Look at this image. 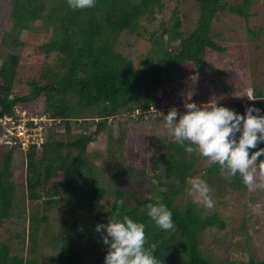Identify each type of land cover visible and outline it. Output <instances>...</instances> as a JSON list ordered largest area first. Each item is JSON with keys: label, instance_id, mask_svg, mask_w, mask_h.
Returning a JSON list of instances; mask_svg holds the SVG:
<instances>
[{"label": "trees", "instance_id": "1", "mask_svg": "<svg viewBox=\"0 0 264 264\" xmlns=\"http://www.w3.org/2000/svg\"><path fill=\"white\" fill-rule=\"evenodd\" d=\"M182 1L95 0L94 7L86 9H72L67 0L12 1L10 27L5 31L2 47L23 46V30L36 28L49 36L42 51L48 57H57V62L42 73L45 84L30 82L31 92L22 97L13 93L20 55L9 54L0 65V138L6 132L1 120L18 119L16 106L31 104L41 96H45L42 114L55 124L45 127L41 148L32 146L26 150L21 145H10L8 140L0 143L4 152L0 167V220L12 216L19 185L26 190L31 204L41 203L28 217L30 254L38 252L39 235L43 237L46 230L50 233L51 218L59 212L64 214V226L59 240H54L59 254L50 264H104L107 246L95 227L107 223L110 215L119 211L145 224L146 239L148 245L156 246L158 264H264V258L220 262L206 257L201 249L203 233L226 229L219 212L212 211L218 206L217 195L212 197V208L197 206L192 199L180 202L189 187L186 177L202 174L212 195H222L223 191L216 190L217 183H223L220 174L228 170L212 164L203 172L198 158L201 156L187 153L171 137L156 147L158 154L150 157L148 167L137 168L127 159L124 122L129 118L143 120L153 109H159L161 97L157 92L185 64H191L196 74H214L222 81L223 75L214 73L205 59L206 54L227 50L211 35L213 20L227 9L248 18L246 2L245 6L236 7L224 0H191L198 5L200 17L190 35L181 30L182 20L177 13L170 22L155 24V16L161 13L165 2ZM143 19L156 29L143 27ZM124 32H136L151 43L147 56L142 54L137 65L116 49ZM254 95L246 103L233 102L232 109L244 113L249 105H255L264 110V93L259 87H254ZM162 113L166 115L168 111ZM157 121L163 124L162 115ZM75 125L84 130L73 134ZM114 125L120 127L119 137ZM91 126L95 130L89 132ZM60 127L64 134L59 133ZM105 132L109 137L107 152L105 156L95 155L89 148ZM258 147H264V143ZM17 150L26 158L21 169L12 166ZM133 180L144 185L145 196L126 190ZM228 180L234 189H247L239 174H230ZM120 200L125 201L124 205L118 203ZM129 200H134L135 205H129ZM158 200L172 211L174 229L161 230L147 215V205ZM12 251L10 244L0 243V264H38L36 258L27 260Z\"/></svg>", "mask_w": 264, "mask_h": 264}, {"label": "rangeland", "instance_id": "2", "mask_svg": "<svg viewBox=\"0 0 264 264\" xmlns=\"http://www.w3.org/2000/svg\"><path fill=\"white\" fill-rule=\"evenodd\" d=\"M13 0H0V65L9 54H19L21 57L18 76L14 85V96H25L31 92L30 82L37 81L44 85L42 73L49 66L57 62L55 55L47 56L42 51V46L49 41V36L44 30H23L22 43L17 49L2 47L5 31L10 27V12ZM227 5L242 7L247 3L248 18L232 14L228 9L219 12L213 20L212 37L218 45L225 47L224 53L212 52L206 54L207 63L221 73L223 80L218 76L196 74L191 64L182 66V70L167 79L164 87L157 92L161 97L159 109L143 120L129 118L124 122V145L127 159L137 168L148 167V160L156 153L157 146L165 143L170 138L168 130L157 121L155 116H160L163 111H169L175 107L181 113L186 111V102H195L198 105L209 102L218 103L232 109L235 101L248 102L255 98L254 87H259L264 93V0H224ZM246 2V3H245ZM179 15L182 20V31L190 35L197 27L200 17L198 5L191 0L182 2H165L161 13L156 14L155 24L170 22L173 15ZM152 24V23H151ZM148 19L142 20L143 27L153 30ZM148 38L142 39L136 32H124L116 46V49L129 57L135 65L142 61L141 55L147 56L150 50ZM224 86H227L225 88ZM16 113L27 114L28 118L43 119L46 129L54 127V122L43 116L45 110V96L37 101L16 106ZM157 116V117H158ZM135 121V122H134ZM92 122V121H90ZM123 122V121H122ZM93 123V122H92ZM115 126V135L120 136L119 125ZM78 125L73 128V134L80 133ZM95 130L91 126L89 132ZM59 133L64 134V128H58ZM0 138V143L1 142ZM109 137L105 132L90 146V152L106 154ZM0 148V167L3 163ZM160 153V152H159ZM198 155V154H197ZM199 158V165L204 169L211 167V163ZM98 159V158H97ZM99 161L102 160L98 159ZM25 154L17 150L13 158L14 168L24 167ZM104 165V163H103ZM17 170V169H16ZM207 182V178L199 174ZM259 176V170H257ZM230 172L220 174L223 183H217V191H223L222 195L216 192L217 208L222 219L226 222V229H208L201 236V249L206 257L216 261L228 259L247 262L252 257L264 258V187L254 191L234 189L229 185ZM259 182V181H258ZM126 190L135 195L145 196V187L138 181H131L126 185ZM17 200L10 218L0 220V243L7 242L13 247L12 253H19L25 259H37L38 264H50L56 260L59 251L55 248L54 240L58 238L60 230L64 226L63 213L57 212L51 218L50 233L39 235L38 252L30 254L32 243L29 240L30 222L29 214L37 204H31L26 190L22 186L17 187ZM192 196L187 192L180 198V202L188 201ZM129 205L134 206L135 201L129 200ZM37 205H41L38 203ZM201 207H204L201 204ZM207 214L209 211L206 212ZM245 225V227H243Z\"/></svg>", "mask_w": 264, "mask_h": 264}, {"label": "clouds", "instance_id": "3", "mask_svg": "<svg viewBox=\"0 0 264 264\" xmlns=\"http://www.w3.org/2000/svg\"><path fill=\"white\" fill-rule=\"evenodd\" d=\"M67 3L72 9H86L94 7L95 0H67ZM184 108L183 113L175 107L166 115L160 113L163 127L168 130L173 143L179 144L187 153L195 152L211 164L219 165L233 176L239 174L249 191L264 187V147H258L264 143V110L249 105L244 113H239L217 102L201 105L186 102ZM155 112L153 109L152 114ZM152 114L145 118L152 117ZM17 116V124L30 119L26 113H17ZM7 124V127L11 126L9 122ZM32 146L39 147L31 145L26 150ZM186 184L194 204L214 207L212 189L200 175L186 177ZM118 203L122 206L125 201ZM147 215L161 230L175 227L172 211L159 200L147 205ZM145 227L143 222L135 221L127 214L121 215L119 211L110 215L107 223L97 224L95 231L107 246L104 264H158L154 255L156 246L148 245Z\"/></svg>", "mask_w": 264, "mask_h": 264}, {"label": "built area", "instance_id": "4", "mask_svg": "<svg viewBox=\"0 0 264 264\" xmlns=\"http://www.w3.org/2000/svg\"><path fill=\"white\" fill-rule=\"evenodd\" d=\"M2 124L6 126V132L3 136V140H8L10 145H21L24 149L29 148L31 145H38L39 147L44 142V126L43 119L30 118L23 120L22 123L17 124L16 120L9 118L1 120ZM11 126L7 127V123ZM14 127L17 129L15 130ZM14 139L16 141H14Z\"/></svg>", "mask_w": 264, "mask_h": 264}]
</instances>
